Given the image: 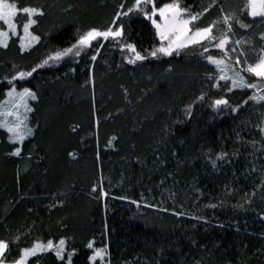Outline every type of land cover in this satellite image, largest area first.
I'll use <instances>...</instances> for the list:
<instances>
[{"label": "trees", "instance_id": "trees-1", "mask_svg": "<svg viewBox=\"0 0 264 264\" xmlns=\"http://www.w3.org/2000/svg\"><path fill=\"white\" fill-rule=\"evenodd\" d=\"M13 2L20 8L40 7L46 14L33 28L41 42L30 53L20 52L17 38L8 49H0V102L11 87L5 77L30 70L52 45L68 46L77 28L107 27L123 0ZM166 2L156 0L158 6ZM201 2L183 0L185 5ZM243 3L228 0L232 8ZM217 15L213 9L200 23ZM241 19L252 23L246 16ZM122 22L138 50L158 44L151 22L142 15L122 17ZM234 28L233 37L249 36L259 49L256 43L264 34V23L256 22L249 31ZM110 44L95 62L86 56L78 63L69 59L17 83L19 90L23 83L35 91L38 99L30 115L35 134L22 145L20 157L10 155L17 145L0 130V239L20 237L18 244L10 245L9 261L19 248L40 238L65 239L68 249L76 251L73 264H90V242L108 248L110 264H264V189L260 188L264 156L259 151L252 155L250 146L240 148L236 142L239 134L261 147L264 138L254 125L264 107L251 101L241 107L243 118L251 121L244 126L236 118L240 113L217 114L207 104H196L191 120L175 124L182 119V108L201 92L213 98L224 95L231 104L243 105L249 90L229 93L212 88L208 76L213 66L199 54L148 59L133 66ZM90 77L94 86L85 83ZM166 127L177 131L165 140ZM237 148L238 158L230 165L213 170L207 162L209 153H232ZM73 152L75 158L69 155ZM101 189L107 197L100 195ZM210 203L217 207H207ZM241 204L244 208L237 207ZM191 215L204 219L192 220ZM33 260L66 264L53 253Z\"/></svg>", "mask_w": 264, "mask_h": 264}, {"label": "snow or ice", "instance_id": "snow-or-ice-1", "mask_svg": "<svg viewBox=\"0 0 264 264\" xmlns=\"http://www.w3.org/2000/svg\"><path fill=\"white\" fill-rule=\"evenodd\" d=\"M213 9H216L218 15L207 23H200ZM21 14L25 18L22 25L17 22V17ZM45 14V11L40 7L24 6L20 8L13 0H0V49H8L13 38H17L20 52L22 54L30 53L41 42V36L35 33L33 28L39 24V18L44 17ZM133 14L142 15L151 22V26L155 30V38L158 40L157 45L150 49L138 50L137 45L128 39L122 17H130ZM243 16L249 18L252 23H246L241 19ZM256 22L264 23V0H244L243 5L239 8H232L228 4V0H203L198 5H185L183 0H169L159 6L156 0H133L131 4H128L127 0H123L107 27H90L86 30L77 28L74 33L75 39L70 41L68 46L52 45L44 58L30 70L21 69L10 77H5L11 87L6 93V99L0 103V130L7 134L10 144L17 145L10 155L20 157L22 145L35 134L34 128L29 125V114L34 110L29 101L37 100V93L31 88L23 86V83H20V90H18L17 83L28 81L39 70L58 67L69 59L78 63V58L86 56L95 62L105 44L109 42H111V47L119 50L123 61L133 66L143 65V62L148 59L178 57L182 53L185 56L199 54L209 65L213 66V69L210 70L212 74L208 76L212 88L226 89V92L229 93L236 90H249L250 94L243 101V105H233L224 95L213 98L209 94L201 92L192 103L182 108V119L178 118L174 123L181 124L191 120L196 104H207L217 114L230 112L235 116L240 113L241 115L236 118L241 125L247 126L251 121L243 118L241 107L248 105L250 101L254 105L264 107V46L260 48L256 59L250 62L244 50L247 41L243 38L233 39V36L235 35L234 25L240 29L248 30ZM259 39L264 42V34H261ZM214 49L218 50V55L213 54ZM91 67H94V63L90 65ZM71 70L75 72V68ZM249 77L255 79L252 80ZM85 83H91L94 86L95 81L90 77ZM96 124L99 125L98 120ZM254 127L264 138V112L260 113L259 124ZM72 131H76L75 126ZM176 131L177 129L174 127H166L164 139L166 140L168 136H175ZM116 139L117 137H112V140ZM236 142L240 148L250 146L252 155L259 151L264 156V143L257 149L255 141H247L239 134L236 136ZM239 151L240 149L237 148L232 153L226 150L215 155L209 153L207 162L213 170H217L218 167L232 164L233 160L238 158ZM69 155L73 158L76 157L74 152ZM173 155L176 156V153ZM155 159L163 165L164 162L160 160L159 155ZM250 170L256 172L255 167H251ZM260 173L264 174V167L260 169ZM161 183L163 184V180ZM260 188L264 189V183H261ZM96 191L97 188L93 187L92 192ZM100 195L107 197L108 192L101 189ZM255 195L256 192L253 191L251 196ZM262 199H264V195H262ZM252 202V199L247 200L248 205H251ZM131 203L140 207L135 200ZM144 206L154 207L150 203H145ZM206 206L217 207L215 203ZM237 207L244 208V205H237ZM158 210L169 211L167 208H158ZM172 215L186 216L188 214L172 212ZM188 218L192 220L204 219L197 215H191ZM261 220H264V216H261ZM205 222L207 223V220ZM19 240L20 237H16L12 241L0 239V264H29L30 261L32 264H37L33 258L48 253H53L61 262L73 264L76 251L68 249L65 239L54 242L52 239L44 241L36 238L30 246L19 248L18 255L9 261L10 245L18 244ZM87 247L93 250L89 257L90 264H110L107 247H95L94 242H90Z\"/></svg>", "mask_w": 264, "mask_h": 264}, {"label": "rangeland", "instance_id": "rangeland-1", "mask_svg": "<svg viewBox=\"0 0 264 264\" xmlns=\"http://www.w3.org/2000/svg\"><path fill=\"white\" fill-rule=\"evenodd\" d=\"M20 17H24V16H23L22 14L19 15V16L17 17V22H18V19H19ZM243 30H244V29H243ZM249 30H250V29L245 30V31H249ZM248 37H249V36H248ZM248 37L244 35V36H241V37H233V39L243 38L244 40L247 41V44L245 45L244 50H245V52L247 53V58H248V60H249L250 62H252L253 59H254V57H255V54H257V53L259 52L260 48H261L262 46H264V42H262L261 40H259L260 42H257V43H256V45L259 46V49H256V48H255V41L250 42V40H248V39H249ZM18 90H19V89H18ZM5 99H6V97H5ZM2 102H3V101H2ZM2 102H0V103H2ZM33 102H34V101H29L30 105H32ZM30 115H31V113L29 114V125L31 126V124H30ZM58 241H59V240H58ZM58 241H54V242H58Z\"/></svg>", "mask_w": 264, "mask_h": 264}]
</instances>
